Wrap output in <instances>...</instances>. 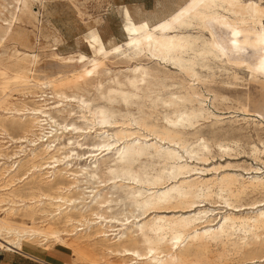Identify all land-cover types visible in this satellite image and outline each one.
I'll return each mask as SVG.
<instances>
[{"label": "bare ground", "instance_id": "obj_1", "mask_svg": "<svg viewBox=\"0 0 264 264\" xmlns=\"http://www.w3.org/2000/svg\"><path fill=\"white\" fill-rule=\"evenodd\" d=\"M32 3L44 0L0 2L1 40ZM118 10L124 42H105L91 29L84 40L91 57L51 54L73 65L70 74L82 77L86 88L67 81L66 73L41 81L39 57L20 51L13 75L0 74V251L24 253V243L45 249L59 244L86 263L82 246L114 257L105 264H264V199L243 203L249 195L264 197V174L251 168V178L204 177L220 168L199 169L195 163L207 162L214 147L197 131L201 123L222 122L197 88L215 76L220 67L214 62L225 64L228 54L252 49L256 56L245 68L264 88V6L253 0H185L153 25L136 22L127 6ZM5 12L10 22L2 18ZM214 26L218 37L206 38ZM109 57L168 64L179 73L139 62L126 72L107 67L105 82L88 83L86 77L99 75L97 67ZM15 91L24 100L13 99ZM73 103L77 109H68ZM92 131L96 141H80ZM215 146L232 151L223 143ZM253 153L264 150L254 147ZM213 198L229 210L202 206ZM214 247L221 249L219 257Z\"/></svg>", "mask_w": 264, "mask_h": 264}, {"label": "rangeland", "instance_id": "obj_2", "mask_svg": "<svg viewBox=\"0 0 264 264\" xmlns=\"http://www.w3.org/2000/svg\"><path fill=\"white\" fill-rule=\"evenodd\" d=\"M11 1L12 0H8V3H11ZM52 1L56 0H44L43 5L40 3L30 4V8L20 14L19 22H12V30L9 37H6L5 40L0 39V43H2L0 44V74L1 72L6 71L8 75H13L15 70L14 65L17 61L15 51H20L39 57L38 64L36 66V74L41 81H46L49 77H55L66 73L67 75L65 76V79L67 81H70L73 78L74 81H77L79 84L83 85L82 87L86 88L85 81L82 77L79 79L78 77H74L70 74L75 68L73 65H64L57 62L52 59L51 54L56 52L61 56L64 55V57H67L73 56V54L77 55L81 53L91 57L92 53L84 41L85 36L91 29H98L99 32L105 36H115L119 41H121L119 43L124 42L126 37L122 31V27H120L117 15L114 13L115 9L110 6L112 1L68 0L59 5L52 4ZM243 1L246 3L249 2V0H231L234 4L239 5ZM253 1L264 6V0ZM0 2H2V0H0ZM82 10L85 13L81 12ZM4 14L5 16H2L3 20L8 19L7 22H10L11 18L9 14H7V12ZM219 31L220 28L218 26H214L212 28L213 34L211 32H206L205 36L208 39H213V36L218 37ZM222 46L225 47L224 43H222ZM249 49L250 48L242 49L240 53L242 55L240 56L236 55V53H231V55L228 54L224 58L225 64L217 61L214 62L216 63L215 66L220 67H214L215 76L209 79L210 82H205V80L202 79L201 83L203 84H198L197 86L203 95L207 97V105L210 110L222 120V122L215 126L213 125L214 120L213 123L212 121L202 122L201 127L197 130L204 133L205 138L214 143L212 153L208 156L207 162H195L197 164V168H220L218 173L211 172L203 174L204 177L237 173L243 175L245 178H251L256 174L254 171H249L251 168L261 170L259 174L256 175L264 174V154L253 153L254 147L260 151L264 150V88L256 85L259 79L252 77L249 71L245 68L248 61L254 60L256 56L254 51ZM244 60H246V63L242 64ZM139 62L144 64L146 67L157 69L161 73L171 72V74L174 73L175 75L179 73L176 68L168 64H160L154 61L144 62L143 60H133V62H129L126 59L124 60L109 57L108 59L102 60V64L97 67L100 74L86 77L87 82L93 84H96L99 81L105 82L109 77L105 72L107 67L114 72H126L129 66L137 65ZM236 62L239 63V66L236 65ZM4 67H6V69ZM202 74L206 76L208 73L206 71H202ZM176 81L177 80L174 78L172 80H168V83L172 84ZM195 85H197V83H195ZM61 89L66 91L65 93H69V95L74 92L73 90H68L63 86ZM87 89L92 92L91 94L95 93L91 87H88ZM45 91H47V94L52 92L50 88ZM11 95L13 96V99L17 98L18 100H24L20 92L15 91ZM50 97L51 96L49 95L48 98ZM50 101L53 102L55 100ZM241 106H244L243 109ZM68 109H77V105L73 103L71 104V107H68ZM240 110L248 112H242ZM59 120L62 121L61 118H59ZM72 121H75L77 124H81L77 122V119L74 117H69L67 119V122ZM253 121L255 123H253ZM212 131H215V134H212ZM16 134L19 135L17 132L13 133L14 136H17ZM95 137L96 134L92 131L91 134H87L82 137L80 141L83 143H90L97 140ZM66 141L67 138H64L61 140V143ZM216 143L228 145L232 148V151L223 153L215 146ZM200 176H202V174H200ZM100 189L105 192L110 190V188H104V186ZM249 196L250 197L246 198L243 203H248L255 199H264V197L260 195ZM202 206L206 209L214 210L216 213L220 211L225 213L229 210L218 198L210 199L209 201L203 203ZM51 245H54V243H51ZM48 246L50 247V245ZM55 247H58L70 254L69 259L71 264H105V261H114V257L104 258L99 251L82 246L80 247L81 256H86L89 259V262L86 263L78 259L79 257L75 255L71 247L59 244L55 245ZM55 247L53 246V248ZM46 249L31 243H24V252L28 254L35 253L37 255H45L47 252L52 250L51 248ZM213 250L212 254H214L215 257H219L221 249L219 247H214ZM230 264H250V262L240 260L232 263L230 262Z\"/></svg>", "mask_w": 264, "mask_h": 264}, {"label": "crops", "instance_id": "obj_3", "mask_svg": "<svg viewBox=\"0 0 264 264\" xmlns=\"http://www.w3.org/2000/svg\"><path fill=\"white\" fill-rule=\"evenodd\" d=\"M68 0L52 1V4H62ZM112 6L115 9L118 22L122 27V19L118 12L121 6H127L131 15L136 22L148 20L151 25L169 16L174 12L185 0H111ZM46 3V2H45ZM98 30V29H97ZM100 33V32H99ZM101 34V33H100ZM105 42L112 41L119 43L115 36L102 35ZM70 254L59 249L53 248L45 255H37L32 253L20 252H0V264H71Z\"/></svg>", "mask_w": 264, "mask_h": 264}]
</instances>
